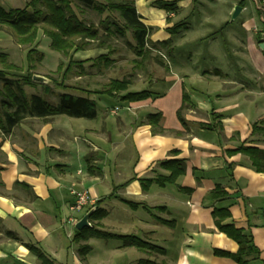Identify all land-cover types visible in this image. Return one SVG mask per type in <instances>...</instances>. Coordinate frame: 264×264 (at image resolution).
Masks as SVG:
<instances>
[{
	"label": "crops",
	"instance_id": "crops-1",
	"mask_svg": "<svg viewBox=\"0 0 264 264\" xmlns=\"http://www.w3.org/2000/svg\"><path fill=\"white\" fill-rule=\"evenodd\" d=\"M153 1L135 0L141 22L155 29L151 42L170 39L168 30L182 20L187 26L171 45L156 47L171 63L147 89L153 96L122 102L145 113H117L115 120L102 113L100 125L91 126L66 116L26 118L0 131V264H40L29 246L54 264H237L215 254H234L238 246L217 229L214 209L230 213L222 225L251 236L259 257L249 264H264V172L247 155L231 153L242 145L264 151L263 0H175L176 12ZM235 6L241 12L231 21ZM156 113L164 132L153 134L147 118ZM255 123L263 130L252 134ZM175 159L185 161V173L174 185L143 189L142 179L168 175L159 162ZM73 184L91 198L78 213L69 211ZM216 187L224 197L208 199ZM96 208L107 212L92 222L99 230L165 253L121 248L116 237L76 242L66 220Z\"/></svg>",
	"mask_w": 264,
	"mask_h": 264
},
{
	"label": "trees",
	"instance_id": "trees-1",
	"mask_svg": "<svg viewBox=\"0 0 264 264\" xmlns=\"http://www.w3.org/2000/svg\"><path fill=\"white\" fill-rule=\"evenodd\" d=\"M81 5L95 11L99 15H103L104 13L118 14L121 21L120 25L109 17L101 20L99 27L87 23L75 11ZM152 6L166 12H176L177 10L175 0H154ZM3 25L8 26L14 32L19 44L27 46L35 43L38 31L42 29L44 35L50 39V48L65 56L70 55V53L84 51L93 42H97V46L103 48L111 37L124 38L129 32L134 41L133 47L136 55L142 56L145 53L149 54L150 50L152 48L156 49L157 46L167 47L171 45L172 36L184 30L187 23L182 20L174 24L168 30L171 35L170 39L153 43L150 41V36L155 29L147 27L141 22V18L135 8V0H30L21 9H10L7 11L0 5V26ZM35 51V49H31L27 53V60L30 65L28 68L33 66V62L42 59V55H40L41 59L38 58V60L33 57ZM94 61L102 63L105 66L111 63V59L106 55H101ZM85 62L70 59L62 71V75L67 77L72 72L73 67H77L83 71V64ZM0 63L3 66V69H0V81L3 82L2 91H0V95L3 94L2 98L0 97V131L5 134L9 133L14 126L26 118L48 120L56 116H66L69 118L94 119L97 115L96 102L89 98L91 95L109 96L124 103L141 102L153 96V93L148 90L129 92L127 91L130 85L129 81L111 79L104 88L99 90L80 89L85 94V97L61 93L58 96V102L52 104L47 98L48 93L51 92L47 88H45V97L36 94L27 96L25 94L24 85H37L33 81L34 75L30 71L24 75L15 72L18 70V67L12 63H8L7 54L5 53H0ZM11 71H14V73ZM8 75L13 78H8ZM61 87L65 90L73 89V87L65 85H61ZM121 93L123 94L121 95ZM184 103H186V95H183L181 110L184 107ZM178 113L180 114V111ZM160 118L161 115L158 113L148 115L147 124L151 126L153 134L164 132L159 126ZM252 130V134H254L257 131L263 130V128L259 127L258 123H255L252 126ZM231 153L247 155L255 170L264 172L263 150L242 145L238 149L231 151ZM158 166L167 171L168 175H159L152 179H142L143 189H147L153 183L160 187L174 185L177 179L185 173V161L181 159L165 160L159 162ZM111 197H115L114 193L108 196V198ZM223 197L224 193L219 187H216L207 196L210 200H219ZM123 202L129 207H135L133 203ZM106 214L107 212L104 209L96 208L89 217L91 226L81 231L75 230L74 240L76 242H86L91 238L107 239L116 237L121 241V248H135L148 255H163L165 253V250L161 247L143 241L135 236H117L99 230L97 224ZM212 216L219 232L225 234L238 246L234 254L215 251L216 255L229 257L237 264H249L248 258L259 257V251L253 244L251 236L246 235L242 229L235 228L233 224L222 225V222L230 217L228 210L214 209ZM92 222H96L97 224L94 225ZM160 223L169 225V222L165 220H161ZM81 247L83 248L82 250L88 248L85 245ZM29 250L37 257L40 264H54L39 249L29 246ZM137 264L158 263L145 259L140 260Z\"/></svg>",
	"mask_w": 264,
	"mask_h": 264
},
{
	"label": "rangeland",
	"instance_id": "rangeland-1",
	"mask_svg": "<svg viewBox=\"0 0 264 264\" xmlns=\"http://www.w3.org/2000/svg\"><path fill=\"white\" fill-rule=\"evenodd\" d=\"M29 1L0 0V5L8 11L10 9L24 8ZM75 11L80 18L96 27H99V22L106 17L115 20L119 25L121 22L118 14L104 13L99 15L91 9L82 7V5L76 8ZM133 46L132 35L128 32L124 38L111 37L103 48H99L97 42H93L90 43L86 50L65 56L50 48V39L44 35L42 29L38 31L35 43L27 46L18 43L16 35L8 26H0V53L7 54L8 63L18 67L15 72L24 75L30 71L34 76L46 79L44 83H37L35 86L24 85L25 94L27 96L36 94L45 97V88H47V90L51 91L48 93L47 98L52 104L58 102V96L61 93L85 97V94L80 89L99 90L104 88L111 79L129 81L130 85L127 90L129 92L149 90V87L155 83L157 77H162L166 74V68L171 63V56L165 52H162L163 55L161 52L157 53L154 48L150 50L149 54L145 53L142 56H137ZM31 49L36 50L33 55L36 60L40 58V55H42V59L40 58V61L33 62V66L30 69L28 68L30 65L27 60V53ZM101 55H106L111 59V63L108 66L94 61ZM70 59L86 62L83 64V71L73 67L72 72L66 77L62 75V71ZM89 60L91 61L87 62ZM0 69H3L1 63ZM7 77L13 78L9 75ZM2 85L3 82L0 81V91H2ZM61 85L73 87V89L65 90ZM2 95H0L1 98ZM89 98L96 102L97 116L94 119L79 118L81 124L85 123L87 126L100 125L102 113H106L109 120H115L117 113H120V115L145 113L144 109L127 111L125 107L127 105L113 97L91 95ZM148 111L150 110L148 109ZM77 219L79 220L81 217Z\"/></svg>",
	"mask_w": 264,
	"mask_h": 264
},
{
	"label": "built area",
	"instance_id": "built-area-1",
	"mask_svg": "<svg viewBox=\"0 0 264 264\" xmlns=\"http://www.w3.org/2000/svg\"><path fill=\"white\" fill-rule=\"evenodd\" d=\"M262 3L264 4V0L262 1ZM69 193L73 197V202L69 206V211L71 213H78L90 204L91 198L88 192L85 190H77L75 188V184L70 187ZM262 213L264 217V209L262 210ZM77 222L78 221L73 219L72 217H69L66 220V224L68 225H75Z\"/></svg>",
	"mask_w": 264,
	"mask_h": 264
},
{
	"label": "water",
	"instance_id": "water-1",
	"mask_svg": "<svg viewBox=\"0 0 264 264\" xmlns=\"http://www.w3.org/2000/svg\"><path fill=\"white\" fill-rule=\"evenodd\" d=\"M241 12V7L240 6H235L233 9V13L231 15V21L235 20L237 18V16L239 15V13ZM259 47L264 50V44H260ZM33 81L36 83H44L46 81V79H44L43 77L40 76H33ZM94 210H90L82 219H80L76 224H75V230L77 231H81L84 228L90 227V223H89V217L90 214L93 212Z\"/></svg>",
	"mask_w": 264,
	"mask_h": 264
}]
</instances>
